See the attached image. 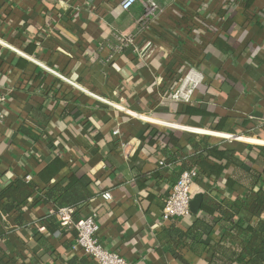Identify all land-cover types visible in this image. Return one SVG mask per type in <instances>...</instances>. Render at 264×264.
Segmentation results:
<instances>
[{
  "label": "crops",
  "instance_id": "crops-1",
  "mask_svg": "<svg viewBox=\"0 0 264 264\" xmlns=\"http://www.w3.org/2000/svg\"><path fill=\"white\" fill-rule=\"evenodd\" d=\"M148 1L126 12L121 0H0V92L10 93L0 123V190L18 178L30 177L38 186L23 214L25 230L0 211L8 257L17 264H22L19 258L24 264H95L75 248V230L62 225L59 209L41 202L40 195L57 182L79 184L91 193L87 203L70 209L73 222L96 213L100 242L130 264H204L211 253L199 256L186 249L182 262L163 238L175 222L188 230L195 216L162 218L182 171L180 161L165 162L171 157L164 151L172 147L173 154L190 155L194 137L205 136L211 144L236 150L245 169L263 171L251 158L255 154L245 150L264 147V130L248 133L264 125V0H152L158 12L145 19ZM123 39L126 46L120 50ZM41 65L123 110L83 93ZM189 67L203 73V84L190 103L171 100ZM187 105L204 112V119L183 115ZM34 110L49 122L33 117ZM24 126L39 138L24 136ZM116 129L118 135L113 134ZM128 141L135 150L124 157L122 144ZM197 172L193 197L223 201L240 188L227 183L233 172L229 165L215 179ZM262 187L264 182L256 189ZM105 192L111 200L102 198ZM240 216L252 224L264 220V214ZM50 217L67 230L63 238L47 233L41 222ZM35 231L46 236L50 250L38 243Z\"/></svg>",
  "mask_w": 264,
  "mask_h": 264
},
{
  "label": "trees",
  "instance_id": "trees-1",
  "mask_svg": "<svg viewBox=\"0 0 264 264\" xmlns=\"http://www.w3.org/2000/svg\"><path fill=\"white\" fill-rule=\"evenodd\" d=\"M36 111L32 112V116L47 124L49 117ZM186 114L192 115L196 120H203L205 117L204 112L189 105L184 108L183 115ZM151 129L157 131L154 126H151ZM258 129L264 130V125L253 127L248 133L253 134ZM21 132L31 140L39 138L31 127L24 126ZM156 133L159 134L158 131ZM210 141V138L205 136L194 137L189 145L190 155L181 151L173 154L170 147L167 152L164 151L168 157H171L165 162L180 161L181 173L198 170L205 177L214 179L219 177L221 171L229 165L233 168V172L227 183L231 187L240 188L236 189L235 196L226 197L223 201H216L208 195L204 196L200 212L194 217L192 214L187 216L193 217L188 230L180 229L175 222L164 231L163 238L170 246L172 254L182 262L183 251L188 249L199 256L211 253V258L204 264H264V220L252 224L240 216L242 212L258 218L264 214V188L256 189L260 182H264V147L250 146L245 150L246 153L255 154H251L252 160L262 166L263 171H257L245 169L236 150L221 143L211 144ZM63 183L57 182L48 186L46 192L40 195L41 202L45 204L52 202L58 209H71L83 206L92 198L91 193L81 185L68 187ZM36 193L38 186L34 181L20 178L0 190V211L15 217L22 231L27 227L23 214L30 207V200ZM214 218L217 222L212 220ZM41 223H44L48 234L58 232L61 233V238L66 234L67 230L61 227L62 225L56 222L54 217ZM74 233L76 237V232ZM7 234V229L0 218V264H17L16 259L8 257L5 247L8 242ZM212 234L215 235L209 241L208 238ZM35 237L42 247L46 250L51 249L44 234L35 231ZM19 260L22 264L25 263L23 259L19 258Z\"/></svg>",
  "mask_w": 264,
  "mask_h": 264
},
{
  "label": "built area",
  "instance_id": "built-area-1",
  "mask_svg": "<svg viewBox=\"0 0 264 264\" xmlns=\"http://www.w3.org/2000/svg\"><path fill=\"white\" fill-rule=\"evenodd\" d=\"M142 0H121V8L124 11H130L137 3L141 2ZM158 4L152 0L148 1L145 4V19H150V17L154 16L158 12ZM130 42V39H128ZM127 42V43H128ZM126 39L121 41V48L126 46ZM13 49L12 47H10ZM18 54H21L20 51L13 49ZM139 51L138 49L136 52ZM45 70L49 71L50 73L56 75L63 81L71 84L76 89L82 91L83 93L102 101L108 104L115 109L123 110L121 107L117 106L116 104L102 99L98 95L91 93L90 91L86 90L85 88L81 87L74 81L68 79L67 77L60 75L51 69L41 65ZM204 75L201 71H199L195 67H189L184 74V76L180 79L179 83L169 95V98L176 102L182 103H190L195 95L197 89L200 87L201 84L204 82ZM10 93H3L0 92V123L5 120V113L2 109V106L7 102ZM136 117L140 118L141 120H148L149 122H155L152 118L145 117L142 115L135 114ZM171 128H178L182 129L183 131L198 134V135H214L216 137L222 138L223 140L227 141H239L241 140L240 137L230 134H221V133H214L208 132L201 129L196 128H189V127H176L174 125H168ZM203 131V132H202ZM120 131L116 129L113 134L118 135ZM123 147V154L124 157H130L134 152L133 143L128 141L122 144ZM162 164V163H161ZM199 177L197 170L191 171H184L180 174L178 180L175 182L171 193L167 197L163 211H162V218L164 221H170L174 219H182L187 217L191 214V201L193 199V186L196 179ZM31 178L28 177L27 180ZM102 198L106 201L112 199V195L109 192H105L102 194ZM58 217L63 226H72L76 232V239H75V248L81 249L86 256L90 257L95 264H130L124 257L119 255L118 253L112 252L110 249L105 247L99 240L98 233L100 230V226L97 222V215L96 213H92L91 215L81 219L78 222H73L72 216L70 214L69 208H61L58 210Z\"/></svg>",
  "mask_w": 264,
  "mask_h": 264
},
{
  "label": "water",
  "instance_id": "water-1",
  "mask_svg": "<svg viewBox=\"0 0 264 264\" xmlns=\"http://www.w3.org/2000/svg\"><path fill=\"white\" fill-rule=\"evenodd\" d=\"M203 202V195L202 194H196L192 201H191V205H190V209H191V213L196 215L198 214V212L200 211L201 205Z\"/></svg>",
  "mask_w": 264,
  "mask_h": 264
}]
</instances>
